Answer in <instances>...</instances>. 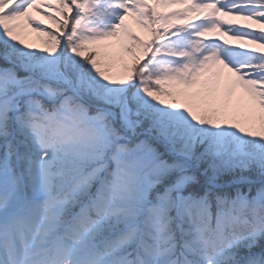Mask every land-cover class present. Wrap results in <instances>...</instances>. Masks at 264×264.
<instances>
[{
    "label": "snow or ice",
    "instance_id": "6c2138e0",
    "mask_svg": "<svg viewBox=\"0 0 264 264\" xmlns=\"http://www.w3.org/2000/svg\"><path fill=\"white\" fill-rule=\"evenodd\" d=\"M0 264H264V0H0Z\"/></svg>",
    "mask_w": 264,
    "mask_h": 264
},
{
    "label": "rangeland",
    "instance_id": "374dc122",
    "mask_svg": "<svg viewBox=\"0 0 264 264\" xmlns=\"http://www.w3.org/2000/svg\"><path fill=\"white\" fill-rule=\"evenodd\" d=\"M225 39H229V37H224ZM26 39L31 42V43H39V39L36 37V35L34 33H30L26 36ZM233 43H236L235 41H233ZM113 71L118 72L120 71V69L117 67L115 69H113Z\"/></svg>",
    "mask_w": 264,
    "mask_h": 264
}]
</instances>
